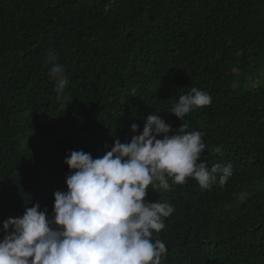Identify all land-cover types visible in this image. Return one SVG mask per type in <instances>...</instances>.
<instances>
[{
    "label": "trees",
    "instance_id": "16d2710c",
    "mask_svg": "<svg viewBox=\"0 0 264 264\" xmlns=\"http://www.w3.org/2000/svg\"><path fill=\"white\" fill-rule=\"evenodd\" d=\"M192 87L212 102L180 121L169 109ZM150 114L201 131L207 166L233 168L223 186L149 185L174 207L153 232L162 264H264V0H0V239L33 204L53 214L70 151L102 156Z\"/></svg>",
    "mask_w": 264,
    "mask_h": 264
},
{
    "label": "clouds",
    "instance_id": "9594fccd",
    "mask_svg": "<svg viewBox=\"0 0 264 264\" xmlns=\"http://www.w3.org/2000/svg\"><path fill=\"white\" fill-rule=\"evenodd\" d=\"M46 64L51 65L49 76L59 99L68 84L65 67L53 52ZM211 102L208 93L192 87L169 110L182 121ZM130 127L138 132L137 123ZM187 128L181 123L173 130L159 115L150 114L142 132L123 143L116 139L102 156L70 151L64 159L70 170L67 190L53 193V214L36 203L22 216L3 221L0 264H162L167 248L160 239L153 242V232L165 227L164 218L174 207L146 199L149 185L167 189L168 178L184 184L192 177L208 189L217 177L223 186L233 174L230 163L209 168L201 159L207 148L204 133Z\"/></svg>",
    "mask_w": 264,
    "mask_h": 264
}]
</instances>
